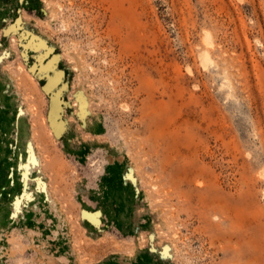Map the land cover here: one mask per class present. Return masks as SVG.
<instances>
[{"label": "rangeland", "instance_id": "374dc122", "mask_svg": "<svg viewBox=\"0 0 264 264\" xmlns=\"http://www.w3.org/2000/svg\"><path fill=\"white\" fill-rule=\"evenodd\" d=\"M0 264H264V0H0Z\"/></svg>", "mask_w": 264, "mask_h": 264}, {"label": "bare ground", "instance_id": "6f19581e", "mask_svg": "<svg viewBox=\"0 0 264 264\" xmlns=\"http://www.w3.org/2000/svg\"><path fill=\"white\" fill-rule=\"evenodd\" d=\"M50 83H53V79L51 80V82Z\"/></svg>", "mask_w": 264, "mask_h": 264}]
</instances>
